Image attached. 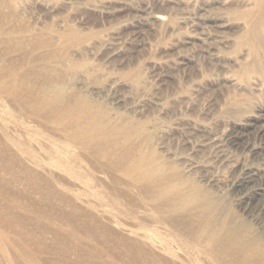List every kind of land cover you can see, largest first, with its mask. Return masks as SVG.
<instances>
[{
    "label": "rangeland",
    "instance_id": "rangeland-1",
    "mask_svg": "<svg viewBox=\"0 0 264 264\" xmlns=\"http://www.w3.org/2000/svg\"><path fill=\"white\" fill-rule=\"evenodd\" d=\"M251 4L19 0L5 26L36 44L26 41L14 59L26 56L34 59L26 68L48 64L62 71L53 80L67 95H81L112 120L136 126L133 142L264 232V26L247 41L252 22L239 17ZM245 176L250 182L239 188L236 182ZM0 177V211L29 218L41 244L0 221V264H75L81 248L98 262L120 264L112 254L96 256L91 246L98 242L57 217L63 205L16 175L0 171ZM118 186L137 204L145 199L133 187ZM59 234L71 237L69 247L54 245Z\"/></svg>",
    "mask_w": 264,
    "mask_h": 264
},
{
    "label": "bare ground",
    "instance_id": "bare-ground-1",
    "mask_svg": "<svg viewBox=\"0 0 264 264\" xmlns=\"http://www.w3.org/2000/svg\"><path fill=\"white\" fill-rule=\"evenodd\" d=\"M249 1L252 8L238 14L252 22L247 41L264 26V0ZM18 3L0 0V171L63 205L57 217L82 229L87 241L96 240L98 246H91L96 256L112 254L120 264H264V232L133 142L136 126L112 120L81 95H67L53 80L61 79L62 71L48 64L26 68L34 59L12 57L26 41L36 47L29 35L19 32L16 38L5 26ZM249 180L245 176L236 185L245 188ZM119 184L145 199L135 203ZM0 221L18 226L17 234L41 246L29 218L6 209ZM70 238L59 234L53 243L67 248ZM82 249L75 264H111Z\"/></svg>",
    "mask_w": 264,
    "mask_h": 264
}]
</instances>
